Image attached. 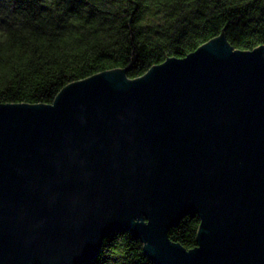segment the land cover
Listing matches in <instances>:
<instances>
[{
    "label": "water",
    "instance_id": "water-1",
    "mask_svg": "<svg viewBox=\"0 0 264 264\" xmlns=\"http://www.w3.org/2000/svg\"><path fill=\"white\" fill-rule=\"evenodd\" d=\"M197 215V245L169 232ZM129 232L155 264H264V46L221 34L130 80L0 103V264H83Z\"/></svg>",
    "mask_w": 264,
    "mask_h": 264
},
{
    "label": "trees",
    "instance_id": "trees-1",
    "mask_svg": "<svg viewBox=\"0 0 264 264\" xmlns=\"http://www.w3.org/2000/svg\"><path fill=\"white\" fill-rule=\"evenodd\" d=\"M225 34L236 50L264 46V0H0V103L52 104L67 85L120 69L130 80ZM200 219L169 232L190 250ZM155 264L129 232L91 262Z\"/></svg>",
    "mask_w": 264,
    "mask_h": 264
}]
</instances>
